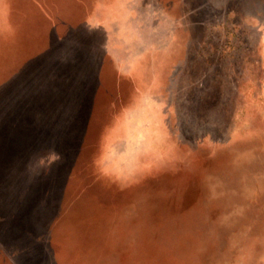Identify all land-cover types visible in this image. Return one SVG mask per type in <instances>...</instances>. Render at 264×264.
I'll use <instances>...</instances> for the list:
<instances>
[{
    "label": "rangeland",
    "instance_id": "1",
    "mask_svg": "<svg viewBox=\"0 0 264 264\" xmlns=\"http://www.w3.org/2000/svg\"><path fill=\"white\" fill-rule=\"evenodd\" d=\"M0 264H264V0H0Z\"/></svg>",
    "mask_w": 264,
    "mask_h": 264
}]
</instances>
